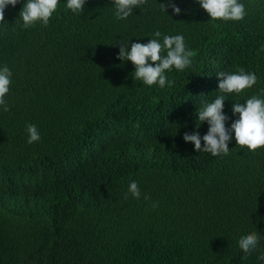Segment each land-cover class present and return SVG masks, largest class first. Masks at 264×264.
<instances>
[{"label":"trees","instance_id":"16d2710c","mask_svg":"<svg viewBox=\"0 0 264 264\" xmlns=\"http://www.w3.org/2000/svg\"><path fill=\"white\" fill-rule=\"evenodd\" d=\"M163 2L118 19L114 0H86L81 14L59 0L46 26L27 28L19 16L27 0L6 6L0 264H264V146L250 151L233 133L229 154L213 156L183 140L206 134L197 114L217 96L226 127L238 119L233 103L264 99V0H239V21L212 20L197 0H172L179 15ZM156 31L161 42L183 35L192 52L190 67L165 73L171 87L145 85L117 59L119 44L130 50ZM240 68L256 84L220 92L217 73ZM29 124L41 137L31 144ZM252 232L260 239L246 254L238 242Z\"/></svg>","mask_w":264,"mask_h":264},{"label":"clouds","instance_id":"9594fccd","mask_svg":"<svg viewBox=\"0 0 264 264\" xmlns=\"http://www.w3.org/2000/svg\"><path fill=\"white\" fill-rule=\"evenodd\" d=\"M18 2L19 0H0V23L5 21L6 6L14 7ZM197 2L212 20L239 21L246 15L245 7L239 3V0H197ZM85 3L86 0H67L66 6L73 13L81 14ZM146 3L147 0H114L115 15L118 19H126L133 14L134 8H139ZM58 4L59 0H27L19 13L23 21L22 27H30L37 21L46 26ZM160 6L164 12L170 8L174 15L181 13L180 7L172 0H164ZM153 35L154 38L149 39L147 43H131L130 50L129 43L119 44L117 59L130 61L135 67L136 79L142 80L145 85L158 84L160 88L166 85L171 87L175 81L168 80L165 73L173 67L180 71L190 67L192 52L186 50L183 35H164L162 42L161 32L156 31ZM165 52L166 55L163 54ZM11 76L12 73L7 66L0 68V106L5 112L9 110L5 96L9 91ZM217 77L220 80L218 90L223 93H241L257 82L255 73L245 72L243 68L234 73L219 72ZM224 101L225 97L219 95L214 101L206 102L197 114L198 121L207 122L206 134L201 136L194 129L192 132H185L183 140L193 144L196 152L204 151L213 156L229 154V143L233 138V133L236 145L247 147L250 151L264 146V99L252 96L243 104L233 103L232 114H238V119H235L230 127H226L229 117L223 113ZM27 133V142L30 144L41 139L35 125H27ZM201 141H203V146ZM128 192L136 199L141 197L136 181L130 182ZM144 198L149 199L147 195ZM157 206L152 205L153 208ZM259 239V232L244 235L239 239V248L244 253L251 254L256 249ZM259 259L264 261V255H261Z\"/></svg>","mask_w":264,"mask_h":264}]
</instances>
